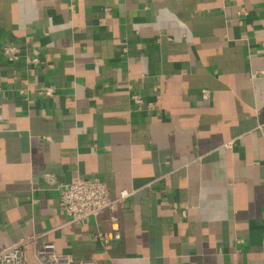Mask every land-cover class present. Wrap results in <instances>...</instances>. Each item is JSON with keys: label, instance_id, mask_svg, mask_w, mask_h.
Listing matches in <instances>:
<instances>
[{"label": "crops", "instance_id": "crops-1", "mask_svg": "<svg viewBox=\"0 0 264 264\" xmlns=\"http://www.w3.org/2000/svg\"><path fill=\"white\" fill-rule=\"evenodd\" d=\"M46 175L132 193L59 226ZM45 230L100 264H264V0H0V249Z\"/></svg>", "mask_w": 264, "mask_h": 264}, {"label": "built area", "instance_id": "built-area-1", "mask_svg": "<svg viewBox=\"0 0 264 264\" xmlns=\"http://www.w3.org/2000/svg\"><path fill=\"white\" fill-rule=\"evenodd\" d=\"M1 54L7 61H17L21 53L15 45L4 44ZM53 89L50 86L43 88V92L51 95ZM206 95V90H203ZM132 100L141 108L143 99L133 94ZM234 139L227 141L224 146L232 147ZM48 185L54 186L59 191L62 215L60 225L70 223H84L90 218H97L103 213H109L110 219L117 220V212L123 200L128 198L132 191L121 189L116 197H112L106 183L99 177L79 178L76 181L58 182L51 175H46ZM50 230L36 231L0 249V264H100L95 259H78L70 253L58 251L54 241L48 238ZM114 237L119 234L113 233ZM98 240L106 241L107 236L97 232ZM32 251V257L29 256Z\"/></svg>", "mask_w": 264, "mask_h": 264}]
</instances>
